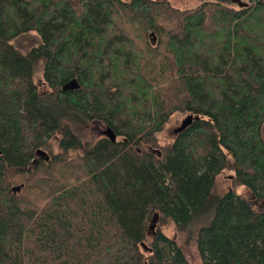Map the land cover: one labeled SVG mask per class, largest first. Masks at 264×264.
Wrapping results in <instances>:
<instances>
[{"label": "trees", "instance_id": "1", "mask_svg": "<svg viewBox=\"0 0 264 264\" xmlns=\"http://www.w3.org/2000/svg\"><path fill=\"white\" fill-rule=\"evenodd\" d=\"M246 1L0 0V264H190L170 226L196 227L203 264H264V0ZM176 115L194 118L160 145Z\"/></svg>", "mask_w": 264, "mask_h": 264}, {"label": "rangeland", "instance_id": "2", "mask_svg": "<svg viewBox=\"0 0 264 264\" xmlns=\"http://www.w3.org/2000/svg\"><path fill=\"white\" fill-rule=\"evenodd\" d=\"M170 1L174 7L182 10L194 9L203 2H207V1H216L235 8H239L240 6L247 3L246 0H170ZM40 43H41V39L36 32H31L29 34L22 35L15 41H13V44L24 54H26L33 47L38 46ZM35 81L40 86L41 90L46 89V87L43 85L42 70H40L36 74ZM185 118L186 117L176 115L169 121L164 132H162L159 135L160 145L164 146L172 142L173 138L175 137V130L181 126ZM105 130L106 127L104 125H91L87 129V133L91 136L92 135L99 136L103 134ZM263 133H264V129H263ZM229 175L230 173L228 172L225 175L219 177L216 186V190L218 194H224L232 187V183L229 179L231 177ZM236 190L237 193L242 197L247 199L252 198L250 192L245 187L241 186L238 187ZM255 207L258 209L259 208L262 209L261 205L259 204H256ZM195 229L196 227L188 231H185L183 233H177V231H175V228L173 226H170L166 229V234L171 238L177 239L179 245L183 248L185 256L190 264H203L197 248V243L194 235Z\"/></svg>", "mask_w": 264, "mask_h": 264}, {"label": "water", "instance_id": "3", "mask_svg": "<svg viewBox=\"0 0 264 264\" xmlns=\"http://www.w3.org/2000/svg\"><path fill=\"white\" fill-rule=\"evenodd\" d=\"M193 118H194V117H193L192 115H190V116H188L186 119H184L183 122H182V124H181V126L176 130L175 133H179V132H181L184 128H186L187 126H189V125L192 123ZM104 135L107 136L109 139H111L113 142H116V140H117V136L114 134V132H113L110 128H107V129L104 131ZM39 155H43V156H45L47 160L49 159V157L47 156V154H46L45 152H43V151H40V152H39ZM20 189H21V187H15V188H14V192L17 193V192L20 191ZM157 222H158V216L154 219L153 224H152V226H151V229H152L153 231L155 230V228H156V226H157Z\"/></svg>", "mask_w": 264, "mask_h": 264}, {"label": "flooded vegetation", "instance_id": "4", "mask_svg": "<svg viewBox=\"0 0 264 264\" xmlns=\"http://www.w3.org/2000/svg\"><path fill=\"white\" fill-rule=\"evenodd\" d=\"M177 130V129H176ZM176 130H175V132H176Z\"/></svg>", "mask_w": 264, "mask_h": 264}]
</instances>
